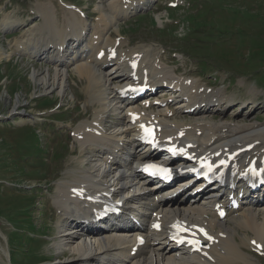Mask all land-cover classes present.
<instances>
[{"label":"bare ground","instance_id":"6f19581e","mask_svg":"<svg viewBox=\"0 0 264 264\" xmlns=\"http://www.w3.org/2000/svg\"><path fill=\"white\" fill-rule=\"evenodd\" d=\"M55 8L51 1L37 3L36 10L44 21L41 25L35 24L29 27L25 34L31 35L33 32L42 31L40 36L43 37L52 33L54 35L58 31L64 32V28L56 26L58 22L55 19ZM109 8L110 14H107L102 5L96 7L99 11L98 22L102 23L104 20L109 26H113L120 17L119 7L114 3H110ZM84 20L76 18V14L71 12L70 16L67 17V24L73 26V30L78 33L81 26L85 24ZM19 24L20 22L15 16L11 18L7 14L0 20V29H9ZM48 37L45 39L47 40ZM27 43L21 41L20 44L23 46V50L18 49L14 53L45 54L44 46H39L38 38L35 41L29 38ZM96 52L97 48L92 49L85 59L80 58L78 62L72 65L56 67L52 79L49 77L40 78V82L44 86L43 89L46 91L57 90V92L64 94L68 87V81L66 82L67 68H71L78 76L87 79V97L92 103L97 102L98 104L96 105L98 108L94 110V117L91 120L81 122L74 131V134L78 137L82 135V139H75L83 147H80V153L76 158L77 166L73 170L70 169L72 179H63L57 184L58 193L55 203L61 213L58 220L61 225L68 221L66 229L59 233L58 243L62 245V249H66L72 256L68 264H72L73 261L79 264H253L248 254L244 252V248L252 249L251 240H255L254 249L264 253V202L257 203L252 197H247L242 200L240 206L236 209L228 206L227 215L222 220H218L213 209L214 203L219 201L216 200V192L202 193L188 200L182 198L180 194L176 198H164L156 201L155 195L157 193L147 191L149 185L146 180L140 178L139 174L133 170V163L137 166L146 152H130V144L133 143L131 138L134 135L133 130L126 123L125 112L120 105V101L116 99L112 87H109V82L114 81L115 77L109 78V76L103 74L95 66L94 60L91 63L86 62V59L94 57ZM11 54L10 51L3 50L0 52V58H9ZM32 77L35 79L36 75L33 73ZM249 103L252 106V103ZM108 108L118 114V121L113 128H109L108 132L101 131L104 134L108 133L116 140L126 138L127 142H123V144L128 147L129 152L127 154L133 162L131 165H126L123 170H114L113 174H111L113 168L104 164L108 158L100 157L101 150L96 148V146H101L102 142L95 141L92 143L91 135L86 134V132L96 131V123L98 125L102 124L99 121H101L104 111L108 112ZM201 110L192 113V120L200 121L204 119V123H197L190 134H194L198 139L203 137L198 144L204 150L213 152L218 150L219 154L230 159L233 165L227 180L229 185L233 186L237 178H242L249 173V168L254 164L255 158L260 161L263 157L264 123L239 124L232 121L205 119L210 113L204 111V107ZM217 129L220 133H216ZM197 130H201L200 135L196 134ZM253 141H258V143L252 151L241 153L235 159L230 158L229 155L238 150L239 147ZM149 158H151V155ZM116 173L118 174L117 178L115 177ZM77 179L79 185L86 180L90 183L92 179H98L97 182L100 185L117 187L120 193L124 192L126 197L129 195V200L138 205L137 214L144 213L141 216V225L137 229H124L122 227L120 230L111 229L108 232L95 231L89 228L84 229V226L78 221L80 217L76 215L82 214L85 207L70 198L72 189L77 186ZM89 185L92 190H102L101 187H96L93 184ZM184 185L186 183L178 182V187ZM172 191L170 190V192ZM228 194H230V191ZM159 216L163 228H167L170 222L177 219L202 221L197 224L205 226L210 233V237H212L209 249L206 250L204 255L196 253L190 256L183 253V250L172 249L173 244L170 242L166 244L169 247H164L166 236L163 231H154L151 228L154 218ZM136 234H144L146 244L143 248H139L138 252L131 254V248L136 244ZM234 235L237 236V239ZM256 244L262 245L261 250L256 249Z\"/></svg>","mask_w":264,"mask_h":264},{"label":"rangeland","instance_id":"374dc122","mask_svg":"<svg viewBox=\"0 0 264 264\" xmlns=\"http://www.w3.org/2000/svg\"><path fill=\"white\" fill-rule=\"evenodd\" d=\"M47 1H51L54 8L56 7L55 8L56 16H57L56 22H58L57 24L59 23L62 24L63 15L65 14L66 10L61 6L58 0H0V20L3 18V16L8 14V16H11V18H14L15 16L20 22L19 25H21L19 27H17V25L13 26V27H17L13 30H9L13 27L9 29L8 28L1 29L4 30L5 32L2 31L0 32V52L1 50H9V51L14 50L15 44L13 40L18 38L19 34L22 33V30L25 29L30 24L29 22L26 25L22 24L23 19L24 22H27L28 19H30L29 16L33 17L34 16L33 14L35 13V11H37L36 10L37 3H43ZM65 1L67 3H75L83 9H88L90 16L96 13L97 11L96 5L100 4L99 0H65ZM229 1L232 4L234 3L233 0H229ZM159 13L161 12H158L156 16H158ZM18 17L21 19H19ZM37 22H39L40 24L36 23V25H41L42 23L41 19L38 20ZM84 22L86 24V20H84ZM127 22L125 20L119 22V24H121L119 26L122 31H126V29H128ZM27 58L28 56L24 54L14 53L7 61L4 58L0 60V62L2 63L0 64V77L3 78L0 81L1 82L0 114H4L5 116L9 117L8 119L4 120L5 122H0V175L4 177L6 176V178L10 180L13 179L15 180L14 182L28 184L29 180L28 179L26 180V178H21L19 173L15 170L16 167H14V164L12 162L13 159L12 155L18 153V151L14 150V148H17L15 144H18V141L21 138H23L24 140H28V138H26L25 136L22 137L23 134L22 131L17 132L16 128L25 124H33L32 126H34V128L37 129L38 134L41 136L43 140V143H46L45 145L46 150L43 154V157L46 160L45 165L47 170L44 167L43 173L45 172L44 170H46L45 176L49 180L52 179L53 181H52V186L50 185L48 189L44 187V191H42L40 196L36 198L37 202L39 201L41 203L46 204L44 209L37 205L35 207L36 208L35 210L33 207L32 208L30 207L28 210L30 212V215L39 218L38 223H40V225H42L43 222L45 221V224L49 223V226L47 230H44V233H47V235L45 237L38 238L39 243H37L35 246L30 244L29 247H23L20 244H18L16 247L17 253L15 247H11L10 249L9 248L10 245H7L8 234L9 236H11L12 233H10V231H13L11 229L10 224L14 225L15 230H18V228H28L25 225L24 221L19 222L17 220L15 212H17V210L24 211L26 207L30 204L21 197L22 195H17L16 193L12 194V192L9 193L3 192V194L0 196V207H2L3 209V210L0 209V217L3 218V219L0 218V264H9V260H8L9 253L7 254L6 252H4L3 249H5V251L10 250L11 251L10 253L12 255L16 254V258L17 259L20 258V262L16 264H37L43 262L44 260H46L44 262H46L47 264H68L72 256L66 249H60V250L58 249L56 244L58 243L59 234H58V239L54 236L50 237V229H52V227L55 226V220H56L55 211L52 209L53 208L52 205H53L54 194L56 193L54 197V201L57 196V190H55V187L57 186L58 182H60L62 179H68V178L70 179L71 174H69V172L73 170L76 166L75 157L77 158L78 151L73 148V144L64 135L65 127H60V125H56L55 121H53V118H57V119L61 118L63 120H69L72 124V129H74L76 123H78L81 118H86L87 115L90 114V109L82 106V102H80L82 98L87 96V92H86L87 88L85 86L86 82L83 78H79L75 72L69 70L68 72L69 78L66 80V82L68 81L67 84L69 88L68 87L66 88L64 94L57 92V90L46 91L45 89H43L44 86L43 84H41L40 78L49 77L50 79H52L54 68L47 67L44 63H41L40 61H28ZM206 61L210 65V67L215 70L223 69V64L221 63V61H215L209 58H207ZM195 64L200 67L199 64L197 63ZM195 64H193L192 61H189L186 68V72L193 74L196 77H199L202 83L212 84V85L217 83L210 78L211 71L215 72L214 74H217L216 75L217 80H223L227 76L226 72L224 73L222 71H215L210 68L204 70V72L203 71L200 72L196 68ZM241 71L242 70H237L238 72L237 74H244L242 72H248L247 70H244L242 72ZM13 72L18 73L17 75L16 74L14 75L15 79L12 80L9 77L5 76V74L10 75V73ZM33 73L36 75L35 79L34 77H32ZM253 74L254 76L252 78L256 79L257 73H253ZM242 78L245 80L244 84L235 83L229 88V93L237 94L239 99L248 97L250 93H255L257 97L261 98L263 104H260L255 111L243 109L242 111L243 115L240 114L238 117H235L236 112H238L239 109L238 107H235L234 109H230L229 111L222 114H220L219 112L213 113L212 112L213 110L212 111L207 110L210 113V114L208 113L209 114L208 116L213 115L212 117L217 118V120L222 119V121L227 120V122L232 121V122H238L239 124L255 123V121H258L262 124L264 123V89L260 87L259 84L261 83L259 81L258 84L255 80H253L249 76H244ZM219 83L221 84L222 82ZM84 86H85V90L83 88ZM251 87H255L257 91L254 92L251 91ZM41 94H45L46 97H40L37 100V103L32 101L33 95H41ZM59 99L62 103V108L60 107L55 112L50 114L52 116L50 119L46 120L48 115L43 118L35 116L40 111H46L45 109H41L42 106H46L51 102H52L51 106H53L54 104L59 102L58 101ZM204 102L206 105V102L209 101L204 100ZM251 103H252V107H254L255 101ZM51 106H49V108ZM16 112L26 113L27 115L21 116L15 114ZM28 113L33 114L32 116L35 117L36 119H34V121H31V119L28 117ZM43 121L45 122L41 123ZM35 122H38L39 124L36 123L37 124L36 125L34 124ZM109 122L110 123L116 122V118L114 117L110 118ZM4 126L6 127L4 128ZM8 129L9 131H7ZM31 129L33 128L29 126L25 127V131L27 135L33 134L30 132ZM3 130H5V132H3ZM21 143L19 144L20 146ZM62 146L63 148H61ZM27 184L24 186L27 187ZM17 205H21L22 207L16 210ZM230 225L233 226L232 224ZM112 229L119 230L118 226H114ZM39 230L41 233L42 231L41 228L38 229V233ZM15 236L16 235H13V237ZM21 237L24 238L23 233L18 234V239H20ZM234 237L237 239L236 235H234ZM164 247H169V246L165 244ZM244 250L247 251L250 255L251 254L254 255L251 252V250H247L246 248H244ZM35 251L37 252V254L36 256L33 257V253ZM254 256L259 259V261H254V263L264 264V256H256V255ZM72 264H79V263L73 261Z\"/></svg>","mask_w":264,"mask_h":264},{"label":"trees","instance_id":"16d2710c","mask_svg":"<svg viewBox=\"0 0 264 264\" xmlns=\"http://www.w3.org/2000/svg\"><path fill=\"white\" fill-rule=\"evenodd\" d=\"M258 49H261V47H259ZM256 52H258V51H256ZM263 52H264V50H263ZM257 55H261V54H257ZM27 138H28L29 143L25 146V144L28 141L26 143H25L26 140L22 141L20 153L14 155L13 159H12L14 167L15 166H22L23 173L26 172L25 169L27 168V166H32L33 163L36 164L40 158L39 155L37 154V152L41 148H40L36 133L33 132V134L28 135ZM29 155H30V157L27 158ZM23 156L26 158L25 161L22 160ZM42 164H44V162ZM15 170L17 172H22V171H19L20 170L19 168H15ZM14 174H17V173H14ZM12 194H13V192H12ZM22 205H24V204H22ZM21 207H22L21 205L16 206L17 209H20ZM29 207H30V205H28L26 207V209L24 210L25 212L20 213V215L22 217L21 216L19 217V219H23V221L25 222L26 225L29 223H30V225H32V223H34V216L30 215V212L28 210Z\"/></svg>","mask_w":264,"mask_h":264}]
</instances>
